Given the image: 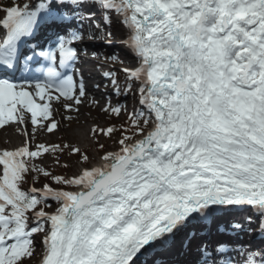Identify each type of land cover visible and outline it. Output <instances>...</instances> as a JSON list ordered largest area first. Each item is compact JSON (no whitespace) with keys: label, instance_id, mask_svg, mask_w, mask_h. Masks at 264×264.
<instances>
[{"label":"snow or ice","instance_id":"snow-or-ice-1","mask_svg":"<svg viewBox=\"0 0 264 264\" xmlns=\"http://www.w3.org/2000/svg\"><path fill=\"white\" fill-rule=\"evenodd\" d=\"M0 12V264H264V0Z\"/></svg>","mask_w":264,"mask_h":264},{"label":"bare ground","instance_id":"bare-ground-1","mask_svg":"<svg viewBox=\"0 0 264 264\" xmlns=\"http://www.w3.org/2000/svg\"><path fill=\"white\" fill-rule=\"evenodd\" d=\"M3 12H0V17L2 16ZM85 43H89L91 44L90 42L88 41H85ZM98 50H101V51H104V50H107L109 52H113L115 53V51H121L120 49L117 50V46L116 45H113V48H107V47H99L97 48ZM91 50V49H90ZM122 52V51H121ZM123 59L127 62L129 61L128 58L126 57H123ZM91 75L92 76V79L88 80V83H89V86L91 87L92 85V80H99L100 79V76H99V73L96 72V71H88V72H85V75L88 76V75ZM99 98V97H97ZM123 102V101H122ZM126 102H129L131 105L133 103L131 97H129V99L127 101H125L124 103ZM82 116H81V120H80V123L79 124H72V126L69 128V131L66 132V134L68 136H70L72 139H75V140H79L80 142H85L87 140V129L85 130L83 127L85 125L84 123V118L86 116H88V110L87 108H83L82 110ZM96 116V112L93 111L92 114H91V117H89V119L91 118H94ZM18 136L14 134L13 130L12 129H8V133H4V132H1L0 131V147H7L9 146V141L11 142L12 145H14L15 143V140H17Z\"/></svg>","mask_w":264,"mask_h":264},{"label":"rangeland","instance_id":"rangeland-1","mask_svg":"<svg viewBox=\"0 0 264 264\" xmlns=\"http://www.w3.org/2000/svg\"><path fill=\"white\" fill-rule=\"evenodd\" d=\"M110 65H111V64H110ZM57 119H58V120L61 119V116L57 115ZM87 127H88V125L85 124L83 128L86 130ZM68 131H69V127H67L66 122H64V123L62 124L61 132H58L56 135H57V137L63 135V136H65L67 139H69V140H73L70 136H68V135L66 134V132H68ZM53 139H55V137H53ZM19 141H20V138H17V140L15 141V144L19 143ZM77 141H79V140H77ZM79 142H80V141H79ZM81 144H82L83 146H87V144H88V140H86L85 142H81Z\"/></svg>","mask_w":264,"mask_h":264}]
</instances>
